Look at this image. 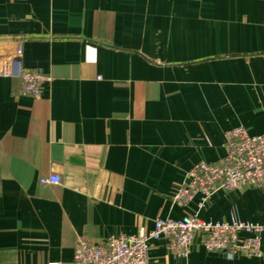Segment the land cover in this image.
I'll use <instances>...</instances> for the list:
<instances>
[{"label": "crops", "instance_id": "0c3cea01", "mask_svg": "<svg viewBox=\"0 0 264 264\" xmlns=\"http://www.w3.org/2000/svg\"><path fill=\"white\" fill-rule=\"evenodd\" d=\"M46 76L38 97L0 75V264L67 263L77 239L149 230L153 219L264 223V190L172 199L224 132L264 133V0H0V42ZM59 176L57 184L39 179ZM239 238L247 236L239 232ZM264 247V233L261 235ZM149 264H264L161 238Z\"/></svg>", "mask_w": 264, "mask_h": 264}, {"label": "built area", "instance_id": "2783aa9c", "mask_svg": "<svg viewBox=\"0 0 264 264\" xmlns=\"http://www.w3.org/2000/svg\"><path fill=\"white\" fill-rule=\"evenodd\" d=\"M19 49L15 54L0 57V75L18 76L22 93L38 97L46 76L37 70L21 68ZM223 148L224 154L216 162L200 160L193 164L172 196L174 202L185 205L199 194L198 208H202L217 190L239 187L264 190V133L252 135L242 125L232 127L224 132ZM59 180L58 175L51 174L41 177L39 183L57 184ZM239 232L247 236L239 238ZM195 233L202 235V244L208 251L232 255L239 249L246 255L264 259L261 246L264 223L234 217L228 221H206L196 213H185L178 219L157 216L149 230L139 228L134 234L112 235L98 243L77 239L70 262L48 261L46 264H149L148 252L153 241L165 238L171 252L185 256Z\"/></svg>", "mask_w": 264, "mask_h": 264}, {"label": "water", "instance_id": "95a60500", "mask_svg": "<svg viewBox=\"0 0 264 264\" xmlns=\"http://www.w3.org/2000/svg\"><path fill=\"white\" fill-rule=\"evenodd\" d=\"M19 48L17 41L0 42V57L15 54ZM13 68L17 69V63L15 62Z\"/></svg>", "mask_w": 264, "mask_h": 264}]
</instances>
